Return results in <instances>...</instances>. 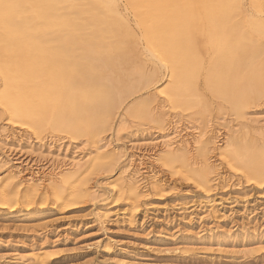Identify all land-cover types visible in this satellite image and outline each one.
Instances as JSON below:
<instances>
[{
	"label": "rangeland",
	"instance_id": "rangeland-1",
	"mask_svg": "<svg viewBox=\"0 0 264 264\" xmlns=\"http://www.w3.org/2000/svg\"><path fill=\"white\" fill-rule=\"evenodd\" d=\"M115 1L127 12L135 40L145 43L134 9L126 0ZM140 1L149 2L146 25H165L167 20H159L171 15L165 9L168 0ZM191 1L199 19L189 23L183 15L177 29L196 25L204 41L215 42L218 20L212 17L211 0ZM244 3L249 15L250 1ZM209 57L205 67L212 62ZM141 58L148 69L153 67L148 53ZM160 79L126 97L110 126L95 137L16 123L0 100V264H264V181L247 178L230 165L228 156H240L232 144L236 137L264 142L257 129L264 123V93L239 115L205 88L203 72L198 95L208 106L178 107L164 93L167 77L162 73ZM4 91L0 79V95ZM11 94L13 102L24 100L23 94ZM145 100L150 102L146 116L134 115L133 107ZM177 121L187 141L205 133L202 141L217 135L223 146L194 149L188 170L169 165L159 140L162 130ZM102 143L108 157L94 165L95 148ZM82 156L71 179L53 168V161L67 168L72 157ZM209 156L217 159L214 172L205 170ZM140 161L147 170L144 175L150 174L151 180L155 173L162 185L146 182L145 191L135 196L124 184ZM10 170L15 180H31L5 185ZM195 173L208 182L199 181ZM35 184H40L37 191Z\"/></svg>",
	"mask_w": 264,
	"mask_h": 264
},
{
	"label": "bare ground",
	"instance_id": "bare-ground-1",
	"mask_svg": "<svg viewBox=\"0 0 264 264\" xmlns=\"http://www.w3.org/2000/svg\"><path fill=\"white\" fill-rule=\"evenodd\" d=\"M126 1L134 9L135 22L143 25V44L135 40L128 14L119 10L115 0H0V79L5 87L0 100L16 123L36 128L50 125L76 136L95 137L110 126L115 109L126 97L158 84L162 73L167 77V100L178 107L208 106L198 95L203 72L205 88L239 115L264 93V0H249V15L244 0H211L212 17L218 20L215 42L204 41L196 25L177 29L183 15L189 23L199 19L191 0H168L165 9L171 15L159 20H167L165 25L155 27L145 24L149 2ZM144 52L154 60L149 69L141 58ZM208 54L212 62L205 67ZM15 92L23 94L24 100L13 102ZM149 103L141 101L131 112L143 118ZM179 124L163 129L159 140L163 141L162 157L171 166L188 170L194 149L210 151L224 144L217 135L202 141L205 133L198 131V139L189 142ZM257 129L264 136V123ZM232 144L240 156L228 155L230 165L249 179L264 181V142L236 137ZM105 148V143L95 148L94 165L108 157ZM83 157H72L67 168L53 161V168L59 167V173L71 179ZM208 158L205 170L214 172L217 159ZM138 164L124 184L135 196L145 191L146 182L162 185L153 171L151 180L150 174L144 175L143 161ZM200 174L195 173L207 183ZM15 178L10 170L5 185L20 186L31 180ZM39 189L40 184L33 185V191Z\"/></svg>",
	"mask_w": 264,
	"mask_h": 264
}]
</instances>
